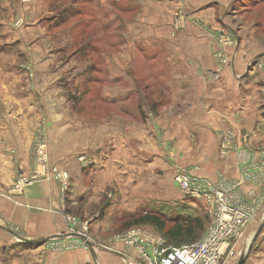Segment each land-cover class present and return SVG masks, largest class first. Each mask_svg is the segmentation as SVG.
Wrapping results in <instances>:
<instances>
[{
    "label": "crops",
    "instance_id": "1",
    "mask_svg": "<svg viewBox=\"0 0 264 264\" xmlns=\"http://www.w3.org/2000/svg\"><path fill=\"white\" fill-rule=\"evenodd\" d=\"M140 1V13L134 23L128 22L129 32L136 27L130 42L133 46L140 45L138 55L146 63L152 61L151 51L155 56L159 50L165 52L163 63L172 77L165 90L170 92L172 99L168 107L183 109L185 105L189 113L184 115L186 110H183L182 115L175 117L172 114V121L166 122L169 127L167 133L164 130V137L173 136L186 141L190 130H193L199 141L208 142V150L204 153L207 156L202 159L203 167L201 165L202 171L207 172L202 173L223 171L228 176H235L234 156L230 153L224 159L217 158L218 132L228 127L232 128L237 139L244 135L243 132H250L256 142H264V71L249 69L243 56L235 58L236 53L233 52L229 55L228 70L222 72L220 82L209 77L217 71L215 53L218 45L214 30L236 0ZM50 3L51 0H31L20 7L22 4L18 0H0V224L18 228L26 239L35 240L62 235L68 231V226H73L77 233L80 230L79 222L74 223L65 215L64 206L58 200V184L52 179L34 182L17 192L14 190L19 176L27 177L33 171L31 144L37 138L45 140L50 164L68 173L77 172L82 166L80 162L74 163L73 157L83 153L87 155L90 150L100 148L97 151L99 164L92 172L96 169L104 184L114 183L116 177L120 178L121 168L128 174L134 173L138 159L151 160L154 156L151 140H147L149 145L145 152L131 147L130 142L135 141L136 144V135L146 137L138 128L128 125L135 140L127 137L126 144L123 143L125 133L121 132L118 118L90 128L86 122L88 119L74 112L73 106L79 100L73 101L72 93L77 89L79 92L85 78H89L88 62L78 63L72 56L65 61L63 49H55L59 45L55 38L59 34L55 25L59 15L51 12L55 5ZM180 7L186 11H182L186 22L181 34L171 38L173 15ZM132 9L134 11L135 8H129V11L133 12ZM19 17L25 23L19 25ZM117 18L115 15L113 20L118 22ZM237 40L240 41L239 36ZM260 54L264 51L252 58ZM96 71L99 75L100 69ZM113 77L114 91L127 92L128 95L124 94L122 99L130 98L136 90L133 80L125 84L126 71L124 74L116 72ZM73 86L76 87L74 90ZM161 125L164 126V120ZM261 147L264 149V145ZM254 163V172L262 177L264 162L260 159ZM71 201L68 206L74 204ZM3 231H0V248L6 246L18 257L6 262L0 259V264H124L118 254L122 250L119 243L103 248L100 241L92 239L95 247L91 250L87 247L56 254L48 251L42 243L14 244L11 233ZM262 232L253 248L264 243ZM262 255L259 258L264 264V252Z\"/></svg>",
    "mask_w": 264,
    "mask_h": 264
},
{
    "label": "rangeland",
    "instance_id": "2",
    "mask_svg": "<svg viewBox=\"0 0 264 264\" xmlns=\"http://www.w3.org/2000/svg\"><path fill=\"white\" fill-rule=\"evenodd\" d=\"M18 1L22 4L20 7L31 2V0ZM165 1L172 3L174 0ZM70 2L72 6L68 7ZM50 4L55 5V9L51 12L53 11L56 15L68 16L70 11L72 12V16L65 23L55 22L60 34L55 36L59 43L55 49L59 47L63 49L66 53L63 57L65 61L72 56L78 63L88 62L86 68L89 69V78H85L79 92L78 89L74 90L76 87L73 86V101L79 100L73 106L74 112L86 117L90 128L106 123L109 119L118 118L121 123V132L125 133V137H122L123 143H126L127 137L134 139L133 130L128 125L138 128V131H141L142 135L145 133L146 137L136 135V144L135 141L130 142L131 147L145 152L149 145L147 140H151L154 143L152 148L154 156L151 160L138 159L136 165L138 168L134 173L128 174L126 169L121 168L120 178L116 177L114 183L104 184V180L100 181L102 178H99V172L96 169L92 172L99 164L97 151L100 148L90 150L87 155L83 153L82 156L73 157L71 160L74 163H82V166L77 172L68 173L59 166L50 164L48 147L43 138L33 141L31 144L33 171L27 177L20 175L14 190L17 192L34 182L52 179L58 184V200H61L64 206L65 215L68 219L74 220V223L78 221L80 225L79 234L73 226H68L66 233L49 238H55L54 240H57L62 247L51 248L47 244L48 241L42 245L56 254L80 250L82 247L76 245L75 240L79 238V235H84L92 243V248L95 247L94 241L97 240L100 241V246L106 248L115 246L117 243L122 244L125 233L137 227L154 231L166 241L168 246L181 247L200 241L212 223L213 211L202 200L184 197L173 181L170 168L176 165L201 173L207 172L202 171L201 165L203 167L202 159L207 156L204 153L208 150V142L199 141L193 130H190L186 141L177 140L170 135L171 138L164 137L163 132L164 130L166 132L169 127L166 122L172 121V114L175 117L177 114L182 115L183 110H186L184 115L189 113L185 105L183 109L168 107L172 99L170 92L167 93L165 90L167 81H170L172 77L163 63L165 52L159 50L158 56H155L151 51L152 61L146 63L138 55L140 45L133 46L130 42L136 27L129 32L128 22L134 23L135 17L140 13L141 1L51 0ZM132 7L135 9L130 12L129 8ZM221 10L222 8L216 15V21L219 19ZM182 11L180 7L173 15L171 38L179 36L182 32L186 22V16L183 15L186 11ZM81 13L82 16L79 15ZM115 15L118 17V22L113 20ZM223 18L224 25L219 22L213 34L218 49L215 53L217 71L209 75L211 80L220 82L222 72L228 70L229 55L233 52L236 53L235 58L241 59L243 56L246 67L249 69L264 71V56L258 59L252 58L256 53L264 51V0H237ZM18 19L19 25L25 23L22 18ZM250 44L252 46L248 47ZM241 49L243 50L240 51ZM118 53L121 54L120 57ZM98 68L99 75L96 74ZM120 71L122 74L126 71L125 84L128 85L130 80H133L136 90L127 100L122 99L124 94L128 95L127 92L113 89V75ZM129 71L132 73H130L131 76ZM123 80L122 78L121 84L124 87ZM102 89H105L104 93ZM199 112L201 114L200 109ZM167 113L169 114L166 117ZM162 120H164L163 127ZM148 130L151 132H147ZM169 130L172 131L171 128ZM255 131L258 132V130ZM243 134L240 139H237L232 128L226 127L216 136L217 158L224 159L231 153L236 162V175L231 177L223 171L205 173L211 177L214 174L224 177L228 191L226 200H234L242 210L241 213L247 214L249 219L246 220L248 223L244 232L238 238L229 240L228 245L224 246L223 264H237L245 255L251 238L264 217V170L260 173L261 177L252 167L254 162L260 159L264 162V149L261 147L264 142H256L250 136L252 135L250 132H243ZM58 165H60L59 162ZM63 175L66 177L62 178ZM255 186L258 188L255 189ZM69 200H73L74 204L68 206ZM147 213L164 221L165 230L183 217L202 218L203 229L195 231L191 238L184 237L178 242H173L166 238L164 231H159L149 224L130 225L133 220ZM0 226L10 230L14 244L23 243L19 237L26 238L18 228H8L3 224ZM0 231L4 232L2 228ZM262 231L264 232V227ZM261 237L262 235L259 236ZM259 247L260 245L257 248L254 247L255 249L252 247L245 264H262L260 258L263 256L264 243ZM261 249L262 251L259 252ZM10 251L11 249L6 246L0 248V259L6 262L12 257H18Z\"/></svg>",
    "mask_w": 264,
    "mask_h": 264
},
{
    "label": "built area",
    "instance_id": "3",
    "mask_svg": "<svg viewBox=\"0 0 264 264\" xmlns=\"http://www.w3.org/2000/svg\"><path fill=\"white\" fill-rule=\"evenodd\" d=\"M172 171L173 181L184 197L202 200L213 211L208 231L196 243L173 247L166 245V241L152 230L132 228L125 233L118 254L124 264H223L224 246L244 232L246 220H249L247 214L241 213L234 200H226L228 191L222 175L211 177L176 165L172 166ZM54 239H48L47 244L51 248L62 247ZM75 241L76 245L87 248L83 240L77 238Z\"/></svg>",
    "mask_w": 264,
    "mask_h": 264
},
{
    "label": "trees",
    "instance_id": "4",
    "mask_svg": "<svg viewBox=\"0 0 264 264\" xmlns=\"http://www.w3.org/2000/svg\"><path fill=\"white\" fill-rule=\"evenodd\" d=\"M237 1V0H236ZM66 12V11H65ZM81 12V10H80ZM67 13V12H66ZM71 13V11H70ZM69 13V14H70ZM66 15H59L57 23L63 24L69 18ZM79 15H83L82 13ZM85 52V51H84ZM88 53V52H85ZM149 224L159 231H164V234L168 240L178 242L184 237H193L195 231H201L203 229V220L199 217H183L179 218L173 223L171 227L165 230V223L160 218L152 214H144L141 217L133 220L130 225H142Z\"/></svg>",
    "mask_w": 264,
    "mask_h": 264
},
{
    "label": "water",
    "instance_id": "5",
    "mask_svg": "<svg viewBox=\"0 0 264 264\" xmlns=\"http://www.w3.org/2000/svg\"><path fill=\"white\" fill-rule=\"evenodd\" d=\"M264 56V54H260L256 57V59L260 58ZM253 63V62H252ZM263 227H264V217L261 221V223L259 224L257 230L255 231V233L253 234L252 238H251V241H250V244L248 246V249H247V252L245 253L244 256H242L238 263L237 264H245L247 258H248V255L250 253V251L252 250V247L254 246L257 238L260 236L262 230H263ZM0 228H2L3 230L7 231V232H10V230L8 231L6 228L0 226ZM11 233V232H10ZM79 238H81L83 241H85V244L87 245V247L91 250L92 249V243L88 241L87 237L84 236V235H79ZM49 239V238H48ZM48 239H43V240H35V239H26V238H20L19 237V240L23 243H26V244H40V243H44L46 242Z\"/></svg>",
    "mask_w": 264,
    "mask_h": 264
}]
</instances>
